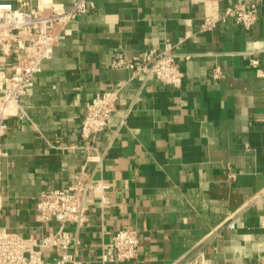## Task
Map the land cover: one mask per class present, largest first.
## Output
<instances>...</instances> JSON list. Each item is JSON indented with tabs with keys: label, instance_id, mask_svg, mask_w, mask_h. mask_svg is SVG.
I'll use <instances>...</instances> for the list:
<instances>
[{
	"label": "crops",
	"instance_id": "0c3cea01",
	"mask_svg": "<svg viewBox=\"0 0 264 264\" xmlns=\"http://www.w3.org/2000/svg\"><path fill=\"white\" fill-rule=\"evenodd\" d=\"M89 1L8 119L0 228L54 234L57 222L37 221L38 198L71 188L85 166L109 190L104 201L87 195L86 220L66 227L84 264H264V0L250 29L229 19L211 31H201L204 0ZM244 1L218 0L220 12ZM166 43L180 88L111 66ZM115 86L116 112L94 142L100 167L80 127L86 104ZM132 229L136 257L106 261L110 237Z\"/></svg>",
	"mask_w": 264,
	"mask_h": 264
},
{
	"label": "built area",
	"instance_id": "2783aa9c",
	"mask_svg": "<svg viewBox=\"0 0 264 264\" xmlns=\"http://www.w3.org/2000/svg\"><path fill=\"white\" fill-rule=\"evenodd\" d=\"M16 2V4L14 3ZM260 0H246L220 12L218 0H204L205 12L201 31H211L220 22L233 20L248 30L258 20ZM94 4L89 0H74L70 7L53 1L0 0V180L4 136L9 131L8 119L20 110L22 98L32 88L42 63L53 58L58 42L69 32V25L86 14ZM256 68L258 61L253 60ZM113 68H125L131 79L157 80L175 88L183 84L184 73L177 63L174 46L166 43L160 50L151 49L131 58L122 53L112 61ZM259 76H264L257 69ZM221 75L215 69L214 78ZM122 86H115L86 104L80 136L92 144L87 147V162L102 166V157L94 142L106 130L116 112ZM109 185L103 179H94L83 166L71 188L48 189L41 192L37 201V221H55L58 229L40 241L5 232L0 228V264H84L76 257L75 240L66 230L69 224H82L88 213L87 195L93 194L104 201ZM1 209V200H0ZM229 226L233 227L231 222ZM139 232L135 229L120 230L110 237L106 261L125 263L133 260L139 246ZM53 254L49 259L46 255Z\"/></svg>",
	"mask_w": 264,
	"mask_h": 264
}]
</instances>
